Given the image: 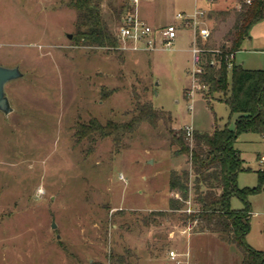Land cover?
<instances>
[{"label":"rangeland","instance_id":"obj_1","mask_svg":"<svg viewBox=\"0 0 264 264\" xmlns=\"http://www.w3.org/2000/svg\"><path fill=\"white\" fill-rule=\"evenodd\" d=\"M70 1L0 0V65L18 67L23 75L5 87L13 113L0 112V264H110L111 254L130 264H178L171 252L184 264L196 224L184 225L180 213L151 215L168 209L169 173L190 169L189 158L171 146L168 129L190 128L192 134L235 128L238 116L225 102L203 99L207 89L195 80L200 67L194 50L198 42L210 51L230 44L235 16L217 14L239 9V0L141 2L132 11L139 19L153 28H178L172 45L154 50L120 39L125 16L116 19L109 7L124 0L102 5L119 39L116 49L76 47ZM197 11L203 16L196 21L176 19H193ZM235 63L264 70V19L250 30ZM137 101L169 113L172 122L143 124L120 147L97 135L76 138L91 120L128 122ZM235 149L250 169L238 175V187H256L257 171H264V138L242 134ZM249 203L246 240L264 252V186ZM231 206L244 208L238 198ZM214 250L205 252V264H221ZM230 251V261L240 254Z\"/></svg>","mask_w":264,"mask_h":264},{"label":"trees","instance_id":"obj_2","mask_svg":"<svg viewBox=\"0 0 264 264\" xmlns=\"http://www.w3.org/2000/svg\"><path fill=\"white\" fill-rule=\"evenodd\" d=\"M105 0H71L69 8L76 13L73 43L78 48H99L113 50L119 39L106 21L102 5ZM239 9L220 11L218 17L234 14L235 20L227 38L218 51H210L198 42L197 49L202 55L199 72L195 80L206 88L203 99L211 104L223 101L231 115H237L235 128L227 125L216 127L212 133L194 131L188 136L184 129H168L171 146H176L180 155L189 158L190 169L169 173L167 212H152L157 216L181 214L184 225L196 224L197 233H210L222 242L234 246L241 255L239 264H264V252L255 250L247 243L251 228V206L249 198L261 192L264 186V171H257L258 184L254 188L240 189L238 175L250 171L244 167L235 143L239 136L253 133L264 138V70H246L235 63V54L241 50L252 27L264 19V0H239ZM116 19L132 13L131 0H124L118 7L110 5ZM231 76V84L229 83ZM185 98L188 99L185 93ZM128 122L107 121L101 124L91 120L80 129L76 138L97 135L101 140L112 139L116 147L138 131L143 124L157 128L160 122L171 123L172 116L156 110L151 104L137 101ZM192 141V145L188 141ZM240 199L244 208L233 210L231 201ZM192 202L194 213L185 212ZM110 264H130L124 256L111 254Z\"/></svg>","mask_w":264,"mask_h":264},{"label":"built area","instance_id":"obj_3","mask_svg":"<svg viewBox=\"0 0 264 264\" xmlns=\"http://www.w3.org/2000/svg\"><path fill=\"white\" fill-rule=\"evenodd\" d=\"M143 1H151V0H131V6L133 8L137 7ZM200 0H196L198 2ZM210 1V0H207ZM250 0H248V3ZM203 16V13H199L198 11L195 13L194 18L190 19L183 14H179L176 16L177 20L180 21H196L198 17ZM123 26L121 27L119 36L120 39L123 40H133L135 43H144L147 49L154 50L164 46H170L177 39L178 28L176 25H167L161 28H153L146 21L139 19L138 14H129L123 20ZM200 35L202 37H207L209 32L207 29H202L200 31ZM134 50H138V47H134ZM200 51L195 48L194 50V61L195 64H199ZM199 72V70L197 71ZM196 72V73H197ZM188 136H191V129L186 128L185 130ZM260 163L264 164V156L260 157ZM186 213L192 214L194 211L191 208V202H188V206L185 210ZM170 259L172 261H176L178 264V254L175 252L170 253Z\"/></svg>","mask_w":264,"mask_h":264},{"label":"crops","instance_id":"obj_4","mask_svg":"<svg viewBox=\"0 0 264 264\" xmlns=\"http://www.w3.org/2000/svg\"><path fill=\"white\" fill-rule=\"evenodd\" d=\"M166 211H168V209ZM186 243V252L183 254V259H185L184 264H205V257L207 256L205 252L209 253V251L213 250V247L215 248L214 251L221 254V256H218L221 264L240 263V254H236L235 258H233V260L231 259V261L230 257H228V251L232 250L230 253L234 255L233 252L236 248L232 245L222 242L217 236L210 233L193 234L189 236Z\"/></svg>","mask_w":264,"mask_h":264},{"label":"water","instance_id":"obj_5","mask_svg":"<svg viewBox=\"0 0 264 264\" xmlns=\"http://www.w3.org/2000/svg\"><path fill=\"white\" fill-rule=\"evenodd\" d=\"M68 38L72 39V35H69ZM22 76L18 67L7 68L0 65V112L6 117L13 113V108L5 94V87L9 82L22 78ZM52 228L56 229V225L53 224ZM58 239H60V237H58Z\"/></svg>","mask_w":264,"mask_h":264}]
</instances>
